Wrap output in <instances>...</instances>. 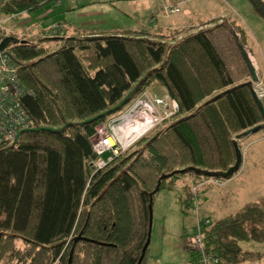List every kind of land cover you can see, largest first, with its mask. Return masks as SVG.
<instances>
[{
  "label": "trees",
  "instance_id": "trees-1",
  "mask_svg": "<svg viewBox=\"0 0 264 264\" xmlns=\"http://www.w3.org/2000/svg\"><path fill=\"white\" fill-rule=\"evenodd\" d=\"M56 1L0 0V13L17 17ZM249 2L264 20V0ZM219 27L230 31L221 24L179 40L97 28L38 41L3 37L13 38L6 53L31 91L22 101L29 129L61 130L25 131L17 144L0 145V264H68L72 251L71 264H137L166 183L186 175L221 179L187 169L226 172L235 164L232 137L246 136L264 118L250 82L226 74L210 36ZM241 36L237 49L253 78ZM152 89L174 99L178 111L94 172L95 128ZM186 196L185 207L196 210L193 195ZM201 236L205 254L219 264L255 260L263 254L243 245L264 243V200L204 226Z\"/></svg>",
  "mask_w": 264,
  "mask_h": 264
},
{
  "label": "rangeland",
  "instance_id": "rangeland-1",
  "mask_svg": "<svg viewBox=\"0 0 264 264\" xmlns=\"http://www.w3.org/2000/svg\"><path fill=\"white\" fill-rule=\"evenodd\" d=\"M164 6H176L179 13L166 15L162 12ZM48 15L50 17L44 19ZM217 19L216 23L202 27ZM50 23H59L67 29L72 25L96 27L107 33L129 30L148 34L150 38L174 35L177 40L201 28L213 29L216 25L228 24L230 31L219 27L210 35L226 67V74L236 83L250 82L254 92L264 91V20L253 11L249 0H58L34 13L13 17L4 26L8 34L21 41H38L42 37L41 30L49 27ZM232 30L235 35L231 34ZM241 34L244 35L243 45L248 58L251 54L260 69V74L255 71L256 81L247 76L237 49V43L242 40ZM260 100L264 106V98ZM232 138L242 156L241 166L232 178L181 176L168 181L166 189L156 195L149 253L157 243L161 244L163 224H166L168 243L176 246L183 229L195 227L198 216L207 220V226H210L249 203L264 200V128L250 135H234ZM140 148L137 145L131 151ZM187 193L193 195L192 203L198 207L196 210L192 206L185 207ZM182 209H185L184 214ZM243 247L263 252L264 258V243ZM182 254L187 255L185 252Z\"/></svg>",
  "mask_w": 264,
  "mask_h": 264
},
{
  "label": "built area",
  "instance_id": "built-area-1",
  "mask_svg": "<svg viewBox=\"0 0 264 264\" xmlns=\"http://www.w3.org/2000/svg\"><path fill=\"white\" fill-rule=\"evenodd\" d=\"M166 15L179 13L176 6H164ZM13 17L0 13V46L8 35L4 23ZM31 91L21 81L17 67L6 53L0 49V145L13 143L19 131L29 129L31 120L23 108V99ZM259 99L264 91L256 90ZM178 111V104L168 95L153 96L144 91L120 113L95 128L91 138L93 150L98 160L92 163L93 171L106 168L116 158L126 153L139 140L152 133L158 126L171 119ZM209 222L198 218L190 247L197 252L196 264H219L204 252L201 232Z\"/></svg>",
  "mask_w": 264,
  "mask_h": 264
},
{
  "label": "crops",
  "instance_id": "crops-1",
  "mask_svg": "<svg viewBox=\"0 0 264 264\" xmlns=\"http://www.w3.org/2000/svg\"><path fill=\"white\" fill-rule=\"evenodd\" d=\"M24 14H29V13H22L19 16L24 15ZM49 17L50 15L46 16L44 19H47ZM58 25L59 23L55 25H51L50 23L49 27H46L43 30H41V33H40L42 36L41 38L43 37H69L75 34L77 30L87 31V30L93 29V28H85L82 26H73V25L70 26V29H67L63 27L62 25H59V26ZM56 26H58L59 28H57ZM125 31H129V30H125ZM118 32H122V31H118ZM109 33H115V32H109ZM37 36H40V35H37ZM249 58H250L251 63L253 64L254 69H256L255 71H257L258 74H260V69H258V65L256 63L255 58L251 54H249ZM150 91L149 93L151 94H162V91L158 89H152ZM165 226L166 224H163V227L161 229V234H160V236H162L161 241H160L161 244L157 243L158 245H156L152 249V251L149 253V257H148L146 264H193V259L194 258L196 259V257H194L190 251V240L193 234L194 226L191 229H183V232L180 237V242L176 246H174L173 244L170 245L168 243V239H167L168 233H167ZM249 251H254L259 255L263 254V252H260L257 249L249 250ZM182 252L187 253V255L182 254ZM262 257L263 255L259 256L255 260L250 261L246 264H264V258Z\"/></svg>",
  "mask_w": 264,
  "mask_h": 264
},
{
  "label": "water",
  "instance_id": "water-1",
  "mask_svg": "<svg viewBox=\"0 0 264 264\" xmlns=\"http://www.w3.org/2000/svg\"><path fill=\"white\" fill-rule=\"evenodd\" d=\"M10 39H13V38H6V39L2 42V44H1V46H0V49H1V50H3V49L7 46V44H8V42H9ZM243 53H244L245 59L247 60L248 67H249V69H250V71H251V74H252L254 80L256 81L257 78H256L255 69H254V67L252 66V63L250 62V59L248 58L246 52H243ZM253 97H254V100H255V102H256V104H257V106H258V108H259V110H260V112H261V114H262V116H263V118H264V106H263L261 100L257 97V95L255 94L254 91H253ZM129 98H130V95H128L125 99H123V100L120 102V104H119L116 108H114V109H112V110H110V111L113 112V111H115V110L121 108V107H122V106H123L128 100H129ZM110 111H109V112H104L102 115H105V114H107V113H110ZM262 128H264V123H263L262 125H260V126H257V127H255V128H253V129L250 130V131H247V132L245 133V135H250L251 133L257 132L258 130H260V129H262ZM40 129L50 130V131H54V132H58V131L61 130V129L58 130V129H52V128H38V129H25V130H21V131H19V132L17 133L16 138H15L13 144L15 145V144L18 143L19 138H20V136L22 135L23 132H25V131H32V130H34V131H38V130H40ZM238 137H240V136H238ZM241 163H242V156H241V153H240V151H239L238 146H236V162H235V164H234L231 168H229V170H227L226 172L198 171V170H196V169H194V168H188L187 170H188V171H193V170H194V171H196V172H199V173L201 172V173H203V174H207V175H210V176H212V177H220V178H224V179H230V178H232L233 175L239 170V168H240V166H241ZM151 233H152V227H151V230H150V234H149L148 240H147V242H146V244H145V246H144V248H143V250H142V255H141V257H140V259H139V261H138L137 264H142V262H143V259H144V257H145L146 250H147V248L149 247V244H150V242H151V236H152ZM72 255H73V251L71 252V255H70V258H69V262H68V264H71Z\"/></svg>",
  "mask_w": 264,
  "mask_h": 264
}]
</instances>
